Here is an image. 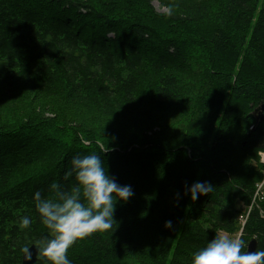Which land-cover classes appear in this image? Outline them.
Masks as SVG:
<instances>
[{
  "label": "trees",
  "instance_id": "obj_1",
  "mask_svg": "<svg viewBox=\"0 0 264 264\" xmlns=\"http://www.w3.org/2000/svg\"><path fill=\"white\" fill-rule=\"evenodd\" d=\"M194 47L209 54L207 87L221 114L214 119L209 102L195 134L211 142L171 156L157 115L195 100L196 87L177 74ZM261 104L264 0H0V264H21L24 249L47 236L34 193L55 199L70 189L72 156L92 152L135 193L114 212L113 229L75 241L72 264H190L216 234L235 230L242 253L254 238L264 250V115L253 116ZM126 128L141 142L105 138ZM196 161L204 169L189 177L183 165ZM172 175L182 185L173 196ZM195 182L211 187L193 201ZM35 264H45L39 253Z\"/></svg>",
  "mask_w": 264,
  "mask_h": 264
},
{
  "label": "clouds",
  "instance_id": "obj_2",
  "mask_svg": "<svg viewBox=\"0 0 264 264\" xmlns=\"http://www.w3.org/2000/svg\"><path fill=\"white\" fill-rule=\"evenodd\" d=\"M70 170L65 175L74 177V184L68 190L57 189L55 199L42 197L40 191L33 195L35 209L47 236L36 245L45 264H72L68 250L78 239L97 232L113 229L117 202H127L134 195L131 185H120L105 170L100 154H76L70 160ZM206 182H195L187 194L195 201L199 195L209 192ZM31 219L21 218L20 227L29 228ZM165 228L172 227V221H165ZM255 239V238H254ZM243 241L239 237L216 234L203 248L194 252L190 264H264V250L241 252ZM25 260L32 254L25 248Z\"/></svg>",
  "mask_w": 264,
  "mask_h": 264
},
{
  "label": "rangeland",
  "instance_id": "obj_3",
  "mask_svg": "<svg viewBox=\"0 0 264 264\" xmlns=\"http://www.w3.org/2000/svg\"><path fill=\"white\" fill-rule=\"evenodd\" d=\"M101 4V3H99ZM154 9H156L157 12L162 13L165 9L163 7L159 6V3L157 1H153ZM142 11V10H141ZM140 12V11H138ZM140 14V13H139ZM164 27H167L170 31H172L173 28L180 29L182 27L172 25V24H164ZM209 58V54L205 49H202L201 47H194L190 48L189 54L187 56V65L189 64V69L187 72L178 71V75L183 80V85L196 87L197 89V95L193 103L188 108H169L168 113H164V111H158L160 112L159 115H157L158 119L160 120V138L161 142L163 144L169 145L172 152L171 156H178L188 154H194L193 152H202L201 147L203 145L209 144L211 142L212 137L207 134H204L202 137H198L196 133V123L195 120L197 116L203 112L205 109L209 107L211 104L213 106V103L210 100V94L208 92L207 87V60ZM146 91V90H145ZM150 94V93H148ZM141 95L142 101H148L154 104V101H152L151 97L148 95ZM210 102V104H209ZM150 105V104H149ZM215 107V106H213ZM215 115L212 117L215 119L217 116L220 117L221 110L218 107H215ZM105 138L112 139L114 143H123L126 145L131 144H138L141 142L139 136L130 128H126L125 130H119L114 133H112L109 136H106ZM191 138L192 140H189ZM179 147L180 149H177ZM183 148V149H182ZM165 151V150H163ZM161 151V153L163 152ZM206 155H209L208 153ZM183 156L182 158H184ZM172 160V159H171ZM264 161V159H263ZM172 162V161H170ZM197 162V161H196ZM175 164V163H174ZM198 166L188 167L186 165H183L182 171L188 174L190 177L191 175H197L198 172L204 169V166H201L199 162H197ZM38 165L30 166L24 169L21 173L23 174L21 178L28 177V173H31L32 170L37 168ZM182 168V167H181ZM198 171V172H197ZM172 177L175 178L171 180V186H169L170 194L173 196V194L180 189L182 186L177 180V177L172 175ZM129 185V184H125ZM131 188L133 192L135 193V189H133L132 184ZM168 186V185H167ZM134 197V196H132ZM131 197V198H132ZM129 198L127 202L131 199ZM126 202V203H127ZM125 202H117L115 206V211H121V207ZM176 211V210H175ZM219 234H226L232 237H239L238 231H230L226 233H219ZM242 252V250H241ZM115 264H134V260L130 257H125L120 260H117Z\"/></svg>",
  "mask_w": 264,
  "mask_h": 264
},
{
  "label": "water",
  "instance_id": "obj_4",
  "mask_svg": "<svg viewBox=\"0 0 264 264\" xmlns=\"http://www.w3.org/2000/svg\"><path fill=\"white\" fill-rule=\"evenodd\" d=\"M254 114L256 115L257 121H259V119H261L264 115V104H261L260 106L256 107L254 110ZM27 249H29V251L31 252L32 259L30 261H26L25 260L26 254H25V252H23L21 264H35V262L37 260V256H38V251H37L36 245L31 244L29 247H27ZM256 249H257V240L256 239L250 240V242L248 244L247 251L251 252V251H255Z\"/></svg>",
  "mask_w": 264,
  "mask_h": 264
},
{
  "label": "bare ground",
  "instance_id": "obj_5",
  "mask_svg": "<svg viewBox=\"0 0 264 264\" xmlns=\"http://www.w3.org/2000/svg\"><path fill=\"white\" fill-rule=\"evenodd\" d=\"M40 27V26H39ZM253 114H254V111H253ZM254 116V118H256V115L254 114L253 115ZM260 156L262 157V160L264 159V155L262 154V153H260ZM264 162V161H263ZM252 240V239H251ZM250 242V241H249ZM249 244V243H248ZM248 244H247V247H246V250L244 251V252H246L247 251V248H248ZM39 253V252H38ZM38 257V256H37ZM37 261V260H36Z\"/></svg>",
  "mask_w": 264,
  "mask_h": 264
}]
</instances>
